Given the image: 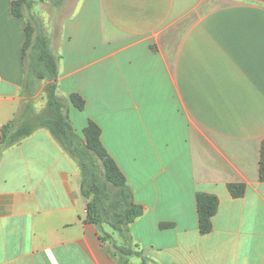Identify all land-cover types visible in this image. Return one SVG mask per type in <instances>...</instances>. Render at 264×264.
<instances>
[{
    "label": "crops",
    "instance_id": "1",
    "mask_svg": "<svg viewBox=\"0 0 264 264\" xmlns=\"http://www.w3.org/2000/svg\"><path fill=\"white\" fill-rule=\"evenodd\" d=\"M12 2L0 0V128L31 99L23 43L34 19ZM57 11L56 92L79 136L89 119L99 125L143 211L128 242L99 230L85 220L76 159L46 128L0 141V264H264V2L62 0ZM197 192L218 198L206 234Z\"/></svg>",
    "mask_w": 264,
    "mask_h": 264
},
{
    "label": "trees",
    "instance_id": "2",
    "mask_svg": "<svg viewBox=\"0 0 264 264\" xmlns=\"http://www.w3.org/2000/svg\"><path fill=\"white\" fill-rule=\"evenodd\" d=\"M29 1L13 0V15L23 17V8L29 5ZM28 50L33 52L29 66L33 68L36 78L47 81L44 87L46 106L40 114L29 117L31 110L27 105L19 118L0 128V141L4 146H10L35 130L46 128L76 159L81 170L82 193L87 198L85 220L95 224L99 230L102 229L103 223L109 224L128 242V225L141 215L143 208L134 201L125 175L102 144L99 125L89 119L82 129L81 136L75 132L66 104L56 92L58 57L51 51L45 35L41 32L35 33L30 21L25 26L23 57L27 55ZM67 100L80 111L85 107V101L78 93H70ZM259 180L264 182V138L260 145ZM227 188L233 197H240L245 191V185L242 183H229ZM195 200L199 232L206 234L212 229V217L217 210L218 198L214 194L197 192ZM172 225L160 224L161 227ZM100 238L107 240L110 235L101 232ZM117 250L120 251L121 248L117 247Z\"/></svg>",
    "mask_w": 264,
    "mask_h": 264
},
{
    "label": "rangeland",
    "instance_id": "3",
    "mask_svg": "<svg viewBox=\"0 0 264 264\" xmlns=\"http://www.w3.org/2000/svg\"><path fill=\"white\" fill-rule=\"evenodd\" d=\"M61 3L62 0H30L29 5L23 8V14L26 17H32L34 19L32 25L34 26L35 33L41 32L45 35L49 43L52 36L56 39L58 35L62 14H59L57 7H59ZM52 51L55 53L54 49ZM32 54L33 52L28 50L26 55L27 75L29 84L31 85L29 89L31 99L28 102V105L31 106V115L29 117L40 114L46 106L44 87L47 81L36 78L33 68L31 65L29 66ZM65 103H67V101ZM128 249L129 248L124 249L125 254L128 253Z\"/></svg>",
    "mask_w": 264,
    "mask_h": 264
},
{
    "label": "water",
    "instance_id": "4",
    "mask_svg": "<svg viewBox=\"0 0 264 264\" xmlns=\"http://www.w3.org/2000/svg\"><path fill=\"white\" fill-rule=\"evenodd\" d=\"M258 1L264 2V0H258Z\"/></svg>",
    "mask_w": 264,
    "mask_h": 264
}]
</instances>
